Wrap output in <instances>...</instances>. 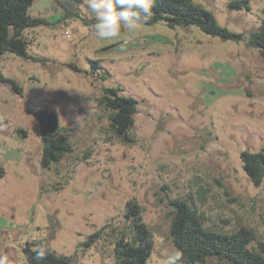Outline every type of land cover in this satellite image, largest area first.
Instances as JSON below:
<instances>
[{"label":"rangeland","instance_id":"rangeland-1","mask_svg":"<svg viewBox=\"0 0 264 264\" xmlns=\"http://www.w3.org/2000/svg\"><path fill=\"white\" fill-rule=\"evenodd\" d=\"M194 1L243 40L165 22L100 40L84 0L73 14L55 0H34L31 15L49 21L24 31L39 60L0 56V73L21 88L0 81V255L9 264H26L30 241L73 264H117L114 242L130 201L154 234L148 264H164L176 250L170 226L178 198L193 202L208 227L245 226L256 234L251 248L264 243V180L255 186L241 160L244 150L264 149V57L248 45L264 0H250V10ZM108 87L138 100L125 138L98 104ZM37 109L58 115L71 145L49 168L40 164Z\"/></svg>","mask_w":264,"mask_h":264},{"label":"trees","instance_id":"trees-1","mask_svg":"<svg viewBox=\"0 0 264 264\" xmlns=\"http://www.w3.org/2000/svg\"><path fill=\"white\" fill-rule=\"evenodd\" d=\"M73 14L60 0H55ZM76 5L78 0H73ZM34 0H0V56L13 53L17 56L39 60L27 51L28 41L24 36L27 28L48 24L45 18L32 16L30 13ZM230 9L250 10V0H231ZM154 16L145 25L165 22L169 27L196 25L204 33L220 37L222 40L241 41L243 34L234 33L218 24L214 14L194 0H154ZM248 45L260 50L264 57V18L261 25L248 36ZM1 82H11L21 91L17 82L5 78L0 73ZM120 87L103 88L98 104L107 110L110 125L119 137H126L134 125L138 100L121 94ZM33 116L40 123L42 151L40 164L49 168L52 163L60 162L71 151L66 137V129L60 126L56 113L47 109L33 111ZM243 168L255 186L264 180V149L258 152L244 150L241 152ZM3 171V168H1ZM174 207L171 219V235L176 250L182 253V264H264V243L259 248H251L256 240L255 232L241 226L232 232L212 229L205 224L204 217L194 206L182 198L171 201ZM126 224L122 226L115 238L114 253L117 264H148L154 249V234L140 216L137 201L127 204ZM103 234V229L91 234L85 242L89 247ZM39 243L30 241L23 247L26 264H73L64 256L57 255L50 249L51 255L45 260L35 259L34 249Z\"/></svg>","mask_w":264,"mask_h":264},{"label":"clouds","instance_id":"clouds-1","mask_svg":"<svg viewBox=\"0 0 264 264\" xmlns=\"http://www.w3.org/2000/svg\"><path fill=\"white\" fill-rule=\"evenodd\" d=\"M84 2L96 21L92 25L93 35L100 40L118 37L122 27L130 36H135L138 29L154 16V0H84ZM34 252L37 261L45 260L52 254L45 242L38 244ZM0 264H9V258L0 255ZM164 264H182L181 251L170 252L164 258Z\"/></svg>","mask_w":264,"mask_h":264},{"label":"water","instance_id":"water-1","mask_svg":"<svg viewBox=\"0 0 264 264\" xmlns=\"http://www.w3.org/2000/svg\"><path fill=\"white\" fill-rule=\"evenodd\" d=\"M60 1L64 4L65 7H67L71 11L76 10V3L73 0H60Z\"/></svg>","mask_w":264,"mask_h":264}]
</instances>
